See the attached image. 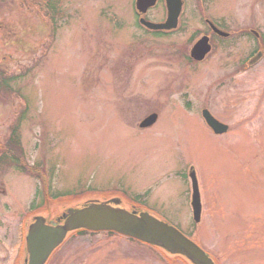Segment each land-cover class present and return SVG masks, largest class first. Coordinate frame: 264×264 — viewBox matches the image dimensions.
I'll list each match as a JSON object with an SVG mask.
<instances>
[{
	"label": "rangeland",
	"instance_id": "1",
	"mask_svg": "<svg viewBox=\"0 0 264 264\" xmlns=\"http://www.w3.org/2000/svg\"><path fill=\"white\" fill-rule=\"evenodd\" d=\"M34 1L44 5L16 0L6 14L8 3H0L9 25L0 40V74L11 82L0 90V264L23 263L34 215L54 220L115 192L144 201L217 264H264V65L237 73L248 38L227 51L215 39L203 60L190 56L193 37L206 30L205 13L264 29V2L184 0L177 29L156 34L138 24L134 0H51L50 22ZM164 15L160 1L146 17ZM203 108L229 130L213 133ZM154 112L157 122L140 128ZM191 166L203 204L199 223L190 203ZM121 197L123 207H134ZM48 264L191 263L101 232L71 237Z\"/></svg>",
	"mask_w": 264,
	"mask_h": 264
},
{
	"label": "water",
	"instance_id": "2",
	"mask_svg": "<svg viewBox=\"0 0 264 264\" xmlns=\"http://www.w3.org/2000/svg\"><path fill=\"white\" fill-rule=\"evenodd\" d=\"M156 2L157 0H137L136 4L138 10L144 14ZM166 5L168 13L164 22L147 21L142 17L141 23L152 30L175 29L178 26L184 1L166 0ZM210 49L208 38L203 37L193 47L191 55L201 60ZM258 55L255 56V62L260 57ZM202 115L215 133L222 134L228 130V125L218 120L208 109H204ZM157 119V113H152L143 119L139 126L150 127ZM190 179L193 216L194 220L199 222L202 215V202L194 168H191ZM122 205L123 201L120 197L93 198L79 206L69 207L54 220L44 215H34L25 236V260L22 264H46L67 236L80 229L113 231L160 247L169 254L183 256L191 264H216L203 248L173 224L148 211H137Z\"/></svg>",
	"mask_w": 264,
	"mask_h": 264
},
{
	"label": "flooded vegetation",
	"instance_id": "3",
	"mask_svg": "<svg viewBox=\"0 0 264 264\" xmlns=\"http://www.w3.org/2000/svg\"><path fill=\"white\" fill-rule=\"evenodd\" d=\"M0 1H1L0 3H8V6H9L7 11L4 10L2 12L3 14H6V12L9 13V12L15 11V9L17 8L14 5V4H16V0H0ZM25 1L28 2L30 0H25ZM42 1H44V5L43 4L41 5L37 1H34V7H36L35 9H37L39 11L38 12L39 15L42 13H45V17H49L51 19V15H50L51 14L50 9H52V7H50L51 6V2H50L51 0H42ZM134 1L136 2V0H134ZM160 1L164 2V0H158L157 4ZM253 1H259V0H253ZM135 2H134V5L136 8ZM260 2L263 3L264 0H260ZM49 4H50V6H49ZM157 4L154 7L150 8L146 14H148L155 7H157ZM42 6H44V7H42ZM42 8H43V10H42ZM193 8L195 10H197L196 7H193ZM198 9H201V8L198 7ZM250 9H253V6L250 7ZM165 10H166V14H167L166 6H165ZM146 14H145V18L147 19ZM141 17H142V15L139 14L138 15V24L141 25L146 30H149L144 24H142L140 22ZM165 18H166V15H164V17L162 19L157 20V21H163V20H165ZM202 18L204 19V24L206 26V30L205 31H198L196 33V35L193 37V40H194L193 46L198 42L199 39L206 36V37H208V40H209L208 42L211 44V48L213 47V41L215 39H216V41L222 40L223 44H221V45L226 46L224 50L227 51V49H229L230 45H233L235 42L240 41L242 38H248L250 44L247 46L248 47L247 54L244 57H241L234 65L237 73L243 74V73H246L249 71H253V69H255V68L257 69L258 67L260 68V67H262V65H264V29L263 28L256 26V25H252V24H248V25L244 24L243 25L242 23H245V22H240L241 23L240 25H238V23H237L236 26L229 25L226 23L223 24L219 20L211 19L209 16L206 15V13L202 16ZM147 20H150V18H148ZM7 23H8L7 19L4 16H1L0 17V30H2V32L0 31V40H4V36L6 34V32H4V31L5 30L7 31V29L9 28V25H7ZM212 26L217 27L218 29L222 30V32H218V31L214 30ZM8 35H10V34H8ZM228 41H232V42H228ZM256 55L260 56L259 61L253 63L252 59H254V57ZM196 62H199V61H196ZM0 66H1V63H0ZM228 73H230V70L228 71ZM0 76L2 77V74H0ZM263 89H264V87H263ZM202 110H201V113H202ZM3 137H4V135L0 134V144L4 140ZM0 151H1V149H0ZM1 157H2V155H0V162H1ZM2 161H3V159H2ZM127 199L129 200V199H131V197H128ZM140 203L144 204V201L143 202H140V201L136 202V200H135V202H134V204H140ZM142 204H140V205H142ZM139 207L142 208L143 206H139ZM17 252H19V249Z\"/></svg>",
	"mask_w": 264,
	"mask_h": 264
},
{
	"label": "trees",
	"instance_id": "4",
	"mask_svg": "<svg viewBox=\"0 0 264 264\" xmlns=\"http://www.w3.org/2000/svg\"><path fill=\"white\" fill-rule=\"evenodd\" d=\"M10 84H11V82H9V79H7V80L6 79H2V78L0 79V88H1V86H3V87L4 86L10 87L9 86ZM19 123H20V116L16 119V129L14 128L13 131H11V134H10V137H9V140L10 141H12V139L14 138L13 135L17 133V128H18V124ZM16 150H21V149L16 147ZM14 159H15V161H16V159L18 160L19 165H20V168H26L27 167V164L24 162V160L22 161L21 160V157H19L18 155H16V153H14ZM86 233H88V231L81 230V231H79L78 234H86Z\"/></svg>",
	"mask_w": 264,
	"mask_h": 264
}]
</instances>
